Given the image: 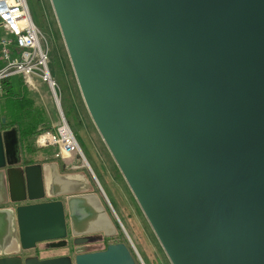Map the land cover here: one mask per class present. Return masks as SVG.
<instances>
[{"label":"water","instance_id":"1","mask_svg":"<svg viewBox=\"0 0 264 264\" xmlns=\"http://www.w3.org/2000/svg\"><path fill=\"white\" fill-rule=\"evenodd\" d=\"M50 1L169 262L264 264V0ZM59 165L21 164L16 129L0 131V264H139L128 238L89 251L118 236L113 213Z\"/></svg>","mask_w":264,"mask_h":264},{"label":"rangeland","instance_id":"2","mask_svg":"<svg viewBox=\"0 0 264 264\" xmlns=\"http://www.w3.org/2000/svg\"><path fill=\"white\" fill-rule=\"evenodd\" d=\"M26 3L32 21L44 36L49 49V68L52 77L55 79L58 85L57 95L60 98V109L65 120L69 124L70 129L74 133L78 146L86 161V166L82 169H79V171L87 174L90 177L91 181L93 182L94 189L98 192H101V188L108 192L107 184H110L111 182L109 179H115V177L123 186H125L124 182L122 181L124 178L121 175L118 167L115 166L116 164H113L115 162H112V157L98 130L93 124L82 100L67 50L65 48L64 41L51 5V1L26 0ZM10 83L12 89L15 92L19 93L21 90L25 89L28 93V96L34 99L35 106L33 111L29 115L20 116L26 120L24 125L25 127H28L32 144L34 146V140L38 134L37 129L40 124H45V127L50 129L53 125H56L59 122V108L57 107L52 94L45 85L39 86L38 92L35 90H28L26 87H23L21 78L19 76L13 77ZM5 103L6 100H4V98L0 95L1 114H5ZM35 132H37V134L33 136ZM44 153L51 154L52 149H45ZM81 161L83 160L81 159ZM112 171L114 173H112ZM128 199H130L132 203H130V205H132V208H134L133 216L136 214V222L133 221V223L139 224V227H134V231L137 234L136 237L144 248L142 246L140 247L146 251V246H150V244L145 236L152 239V241L155 238L151 231L150 225L148 224L134 197L129 194ZM105 204L108 206L109 203L107 204V201H105ZM120 220L126 227V230H128V234L131 236L132 232L128 229L125 221L122 218H120ZM140 225L143 227V229ZM124 235L125 234L123 233V236ZM124 238L126 241L127 237L124 236ZM145 242L146 246H144Z\"/></svg>","mask_w":264,"mask_h":264},{"label":"built area","instance_id":"3","mask_svg":"<svg viewBox=\"0 0 264 264\" xmlns=\"http://www.w3.org/2000/svg\"><path fill=\"white\" fill-rule=\"evenodd\" d=\"M16 76L28 90L38 92V87L45 85L59 108V122L50 129L39 130L34 140L42 161L58 162L72 171L85 167L75 135L60 109L58 85L49 68L47 43L32 21L26 0H0V95ZM49 148L52 153H44Z\"/></svg>","mask_w":264,"mask_h":264},{"label":"flooded vegetation","instance_id":"4","mask_svg":"<svg viewBox=\"0 0 264 264\" xmlns=\"http://www.w3.org/2000/svg\"><path fill=\"white\" fill-rule=\"evenodd\" d=\"M3 98H4V100H6V97H3ZM22 122H26V120H24L23 117L18 118L16 115L13 116V117H6L5 114H1L0 113V131L11 130L12 128H15L16 131H17L18 142H19V150H20V163L21 164L23 163L24 165L43 164V161L40 159V152L38 150H36L35 147L32 144V140H31V137H30V132L28 130V127H25V126L23 127L21 125ZM79 122H80V119H79ZM44 127H45V124H40L38 126L37 131L43 129ZM113 164L115 165V163H113ZM59 166H60L59 172H60L61 175L71 174V173H75V172H81V171H79V169L78 170H73V171L70 170V169H67V168L63 167L62 164L59 165ZM112 173H114V172L112 171ZM106 179H109V178H106ZM109 180L111 182H110V184H107L108 185L107 190L109 192L111 191V193L114 196V203L111 202V204L113 205V207H115L114 205H116L117 207L119 206L123 210H125L124 211L125 217H122V219L125 221L127 226H128V224L131 225L133 223V221L136 222V218H135V216H133V213L130 210V207L132 206V205H130L131 201H130V199H128L129 194H131L132 196H133V194H132L130 188L128 187L127 183L124 180H122V181L124 182L125 186H123L118 181V179L116 177H115V179L111 178ZM91 183L93 184L92 181H91ZM93 188H94V185H93ZM134 199H135V197H134ZM42 201H47V200H42ZM107 207H110L109 204H108ZM111 218H112V220H113V222L115 224V227L117 229L118 236L116 238H114V239L105 240V242H103V244L102 245L100 244L99 246H95V245L87 246V247H89V251L102 250V249L105 248L106 245H109L110 243H114V242H126L124 236L127 237V238L130 236L128 234V230H126V227L121 222V220L117 218L116 215L113 214V216ZM138 225L139 224H135V226H138ZM141 228L143 229L142 226H141ZM128 229H129V227H128ZM129 230L131 231V228ZM144 231H145V229H144ZM151 231H152V229H151ZM123 233L125 234L124 236H123ZM152 233H153L154 238H156V236H155L153 231H152ZM145 237L147 239L149 238L147 236H145ZM156 240H157V238H156ZM53 243L59 244L60 242H53Z\"/></svg>","mask_w":264,"mask_h":264},{"label":"crops","instance_id":"5","mask_svg":"<svg viewBox=\"0 0 264 264\" xmlns=\"http://www.w3.org/2000/svg\"><path fill=\"white\" fill-rule=\"evenodd\" d=\"M46 128V127H44ZM35 146V144H34ZM35 149L37 150L36 146H35ZM40 159L42 160V157H41V153H40ZM113 160V159H112ZM114 162V161H112ZM45 163V162H43ZM102 189V188H101ZM108 191V190H107ZM101 194L104 198V201H107V203H109V206H110V209L111 211L113 212L114 215L117 216L118 219H120V217H125V213L121 207H117L116 205H114L115 207H113V205L111 204V202L114 203V196L113 194L111 193V191L109 192H106L104 191L103 189L101 190ZM130 210L132 211V213L134 214V208H132V206L130 207ZM136 216V214H135ZM134 226L135 224L132 223L131 225L128 224V227L129 229L131 228V231H132V235L130 237H128L130 243H131V246H132V249H134L135 251V254L137 255V259L139 261L140 264H171L168 260V258L166 257L165 253L163 252L159 242L155 239H147V241L149 242L150 246H146V242L144 244V246L147 247V250H143L140 246H142V244L140 243V241L138 240V238L136 237V232L134 231ZM135 243H134V242ZM143 247V246H142ZM144 248V247H143ZM55 253V254H54ZM51 251L49 254H50V257L51 256H54L56 255L59 256L61 254V251ZM27 255V254H26Z\"/></svg>","mask_w":264,"mask_h":264},{"label":"trees","instance_id":"6","mask_svg":"<svg viewBox=\"0 0 264 264\" xmlns=\"http://www.w3.org/2000/svg\"><path fill=\"white\" fill-rule=\"evenodd\" d=\"M1 96L6 97L4 108L6 117H13L16 115L20 118V116L29 115L34 109V99L28 96L25 89L18 93L12 89L11 85L6 84L4 93ZM21 125L24 127V122H22ZM37 132H35L33 136H35Z\"/></svg>","mask_w":264,"mask_h":264}]
</instances>
